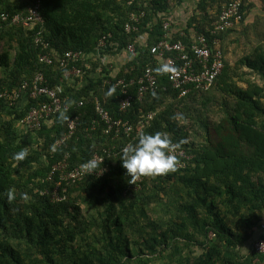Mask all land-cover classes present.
I'll list each match as a JSON object with an SVG mask.
<instances>
[{
    "label": "trees",
    "instance_id": "1",
    "mask_svg": "<svg viewBox=\"0 0 264 264\" xmlns=\"http://www.w3.org/2000/svg\"><path fill=\"white\" fill-rule=\"evenodd\" d=\"M230 1L195 0L181 28L186 36L176 32L173 40L204 33ZM30 2L0 0V15L24 11ZM242 2V19L217 36L224 56L221 74L209 91L184 97L160 70L163 61L150 54V46L163 35L164 16L174 6L168 0H42L44 37L58 57L68 50L90 53L102 35L111 34L103 51L110 58L135 43L138 56L118 72L104 70L103 77L86 73L74 82L62 78L58 64L37 60L32 30L2 22L0 88L13 89L42 71L60 96L74 102L84 98V103L64 111L66 119L57 113L43 122L35 131L40 143L32 144L31 136L16 126L38 101L20 98L9 107L0 96V264H257L264 259L253 249L242 251L264 211V0L253 19L249 16L256 2ZM132 11H144L145 17L139 32L129 34L124 23ZM141 33L147 38L138 42ZM88 63L92 70L101 64L97 59ZM148 66L157 76V89L119 111L117 90L106 95L112 89L106 79L115 80L109 74L137 79ZM94 97L114 118L133 127L154 112L143 132L167 133L191 160L174 172L145 176L142 188L131 190L132 178L119 160L129 140L122 135L115 141L118 153L108 173L69 186L59 201L41 195L38 190L51 187L46 179L51 165L64 154L75 166L110 143L103 123L88 131L98 119ZM73 115L79 116L76 133L51 153ZM22 149L27 158L13 160ZM9 189L15 191L12 202Z\"/></svg>",
    "mask_w": 264,
    "mask_h": 264
},
{
    "label": "built area",
    "instance_id": "2",
    "mask_svg": "<svg viewBox=\"0 0 264 264\" xmlns=\"http://www.w3.org/2000/svg\"><path fill=\"white\" fill-rule=\"evenodd\" d=\"M242 4V0H231L222 7L215 21L205 29L204 33L197 35L191 33L186 41L182 39L173 40V34L178 32L180 36H186L185 32L182 29H175L167 21L163 22V35L150 46V54L154 58L163 61L164 65L175 69L174 71H166V74L170 86L178 91L179 97H184L191 91L206 92L212 88L224 67V56L217 36L242 19ZM41 7L42 0H31L24 11L12 14L2 13L0 15V28L4 27L2 22H5L9 26L17 25L32 30V41L37 49V60L47 66L58 64L57 66L63 70L62 78L69 82H74L75 78L81 80L86 73L91 77H103L105 75L102 74L104 70L113 73L118 72L121 67H116L113 62H110L111 59L110 61L107 59V55H103L107 39L111 37V34L102 35L98 39L92 57L101 64L95 70H92V66L88 63L87 54L81 50H68L64 56L58 57L44 37V18ZM144 17V11L130 12L127 21L124 23V31L129 34L138 33L139 24ZM135 39L138 41L137 37ZM123 52L127 55L129 61L138 56V51L133 42L128 43ZM69 62L74 64L69 67ZM105 64L106 67L103 68ZM87 70L88 72H86ZM109 76L115 79L113 82L108 79L106 81L118 92L117 107L121 112H125L133 101L142 102L145 94L154 92L158 87L155 71L149 66L142 70L137 79L115 78L116 74H109ZM130 88H134L132 93ZM0 96L7 99L9 107L14 106L16 102L19 104L20 98H25L27 102L30 100L38 101L32 104L22 120L18 121L25 132H34L42 126L43 122H46L57 113L65 110L69 111L71 107L75 105L82 106L84 103V98L74 102L68 96H60L56 88L47 85V78L42 71L35 72L30 81H24L11 90L4 89ZM94 107L98 119L92 122L88 127V131L94 130L101 122L103 123L102 133L110 137V143L103 144L100 150L90 158L98 162L103 161V163L97 167L96 172L88 176L101 177L110 171V160L117 156L118 151L115 141L124 135L129 138L126 144L134 142L137 136L143 132L145 126L150 123L154 112H149L140 118L133 127L122 118H114L102 106L97 97H94ZM78 123V115L69 118L66 123V130L55 140L54 144L57 145V148L74 136ZM88 135L90 136V134ZM50 152L54 153L53 151ZM174 154L178 159L177 168L185 167L191 160V155L181 148H177ZM82 163L71 166L69 154H64L60 160L51 165L46 177L47 180L54 182V186L51 190L47 189L45 192L50 194L55 201L62 200L68 186L81 182L87 177L81 172L80 166ZM101 169L102 172L100 173ZM144 180L145 176H139L135 178V182L132 184L131 179L129 189L140 190ZM252 249L255 253L264 256V235L253 242ZM257 264H264V259Z\"/></svg>",
    "mask_w": 264,
    "mask_h": 264
},
{
    "label": "clouds",
    "instance_id": "3",
    "mask_svg": "<svg viewBox=\"0 0 264 264\" xmlns=\"http://www.w3.org/2000/svg\"><path fill=\"white\" fill-rule=\"evenodd\" d=\"M93 53H94V50L90 53H85L88 56L87 58L88 61L95 59L92 57ZM107 59L110 60L111 58L107 56ZM160 70L161 71H174L175 69L170 68V66L168 65H164L162 66ZM4 89H8V88L2 86V88H0V94ZM114 93H115V88H112L106 93V95L112 96ZM153 95H155V93H153ZM60 118L62 120L67 118L65 116V112L60 113ZM173 119L181 120L183 119V116L174 115ZM16 127H17V131L20 132L23 130L22 132H25L18 122H17ZM25 133H28L31 136L32 144L40 143V139H38L37 136L35 135V131L25 132ZM178 147H179V144L174 143L171 137L167 133L160 132V131L151 132V133L141 132L137 136L134 142L128 143L122 148L119 160L121 161L122 167L126 170V174L130 178H132L131 183L134 184L135 178L139 176H156V175H162L168 172L176 171V168L178 165V159L174 153ZM56 150H57V145L55 144L52 145L51 151L55 152ZM28 155H29L28 151L26 149H22L19 152L13 153L12 158L13 160L19 162V161L25 160ZM102 163L103 161L98 162L95 159H90L81 164L80 166L81 172L85 174L86 176H88L92 174L93 172H96L97 167L101 165ZM101 172H102V169L100 173ZM49 182H51L50 188H44V189L38 190V192L41 195L49 196L52 199L51 195L45 192V190L47 189L51 190L54 186L53 181H49ZM68 189H69V186L67 187L66 192L68 191ZM42 192H45V193H42ZM6 195H7V199L9 202H12L16 198L14 189H9ZM64 198H65V195H64ZM24 199H27L26 194H24Z\"/></svg>",
    "mask_w": 264,
    "mask_h": 264
},
{
    "label": "crops",
    "instance_id": "4",
    "mask_svg": "<svg viewBox=\"0 0 264 264\" xmlns=\"http://www.w3.org/2000/svg\"><path fill=\"white\" fill-rule=\"evenodd\" d=\"M194 1L195 0H182L181 3H177L173 7L169 8L164 16L166 18L165 21L169 22L170 25L175 27V29L177 30L183 28L187 17L190 16L191 11H193L194 9L195 5L192 4L194 3ZM146 38H147L146 33H141L138 36V42H143L146 40ZM121 59L122 62L120 63L119 61H121ZM113 61L114 62L118 61L116 63L120 65L116 67L120 68L127 61V55L125 53L117 55L114 58H112L110 62ZM263 235H264V211L261 213L257 224L252 229L251 238L246 242H244V244L242 245V251L246 252L252 249L253 242L256 239L262 237Z\"/></svg>",
    "mask_w": 264,
    "mask_h": 264
},
{
    "label": "rangeland",
    "instance_id": "5",
    "mask_svg": "<svg viewBox=\"0 0 264 264\" xmlns=\"http://www.w3.org/2000/svg\"><path fill=\"white\" fill-rule=\"evenodd\" d=\"M168 2H172V4L173 5H175L176 4V0H168ZM254 2H256V5L257 6H255L254 7V9H253V11H251V14H250V18L251 19H253L254 18V16L256 15V14H258V13H261V4H260V2H259V0H254ZM192 4H194V3H192ZM195 5V4H194ZM173 27V26H172ZM241 43V42H240ZM244 41H243V39H242V43L240 44V48H242L243 46H244ZM235 53H237L236 52V50H235ZM228 54H229V56L231 57L232 56V52H228ZM112 59V58H111ZM114 62V61H113ZM116 62H118V61H115L114 62V64H115V66H119L120 64H117ZM120 63L122 62V59H121V61H119ZM231 62V61H230ZM232 65H233V63H232ZM238 72H241V69H239L238 70ZM76 80V78L74 79V81Z\"/></svg>",
    "mask_w": 264,
    "mask_h": 264
}]
</instances>
